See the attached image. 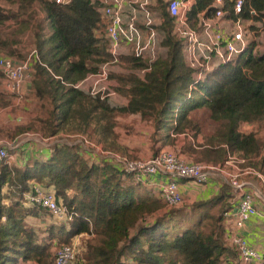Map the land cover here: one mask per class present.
I'll use <instances>...</instances> for the list:
<instances>
[{"label":"trees","instance_id":"1","mask_svg":"<svg viewBox=\"0 0 264 264\" xmlns=\"http://www.w3.org/2000/svg\"><path fill=\"white\" fill-rule=\"evenodd\" d=\"M154 1L162 17L163 53L151 63L127 57L124 66L131 71L110 73L112 91L127 100L114 106L101 92L91 95L73 87L111 60L107 19L95 3L0 0V54L23 60L28 54L24 40L30 39V51H36L39 61L27 89L42 100L43 111L13 132L0 127V138L29 131L43 137L81 134L104 150L120 153L124 148L117 142V117L138 114L142 120L151 119L157 139L165 141L171 133L192 131L197 137L200 129L192 112L204 109L218 126L203 143H188L183 151L214 165H222L230 153L264 175V138L241 129L243 124L264 123V51L255 50L264 35V0H243L239 13L234 11L236 0H223L225 17L249 21L251 40L234 60L203 71L199 78L185 59L183 40L173 32L165 0ZM216 9L213 0H194L187 25L199 29L201 19L211 18ZM43 19L51 30L48 36ZM147 67L142 77L133 72ZM2 81L0 71V108L10 105L15 95L2 89ZM49 148L45 157L33 154L21 164H0V264H53L55 251L82 235L75 264H220L229 252L222 229L224 213L233 207L228 184L218 194L192 203L189 216L197 213L195 224L170 235L165 214L180 205H168L147 190L155 192L153 187L110 161L90 160L79 144ZM33 184L53 191L72 219L59 221L45 208L28 204L24 195ZM44 215L53 219L44 228L29 224V218ZM151 216L152 222L146 221Z\"/></svg>","mask_w":264,"mask_h":264},{"label":"built area","instance_id":"2","mask_svg":"<svg viewBox=\"0 0 264 264\" xmlns=\"http://www.w3.org/2000/svg\"><path fill=\"white\" fill-rule=\"evenodd\" d=\"M53 1L57 4H67L70 0ZM91 2L97 5L98 11L107 19L106 36L111 60L101 64L96 72L87 74L73 87L91 95L101 92L105 96H111L114 94L111 89L114 85L110 78L111 65L119 61L123 51L148 63L160 56L162 31L159 25L162 23V17L154 0H91ZM165 2L169 15L173 18V32L183 40L185 59L191 67L198 70V78L203 71L234 60L250 43L249 21L225 17V12L221 9L223 0H213L217 8L215 14L211 18L201 19L199 29L187 25V11L194 0ZM242 4L243 0H236L235 13L241 11ZM36 61H39V58L35 50L23 60L2 55L0 57L2 89L10 94L19 93L24 84L31 79ZM148 68L139 70V74H144ZM24 135L32 136L31 133ZM188 137L193 138L191 134ZM74 138L73 142H68L67 139H58L56 136L40 137L42 141H48L45 147L63 142L79 144L81 150L86 155L90 154L93 161H110L125 172L134 174L136 180L153 187L157 197L168 205L183 203L179 180L187 179L197 184H207L213 178L221 176L234 194L233 207L224 213V219L230 220L234 229L242 228L254 217L264 222V210L258 209L256 205L258 199L264 203V175L251 166H242L246 163L244 158L228 153L222 165H214L188 161L168 150H161L148 158H129L117 152L104 150L102 145L84 135L78 134ZM21 144L18 137L12 140L0 139V164L14 160V153ZM162 174L167 176L166 181H154L152 178ZM245 174H253L258 178L259 187L254 188L251 182L244 180L241 176ZM24 196L28 204L45 208L58 220L69 221L73 217L64 205L57 202L53 191L40 185L33 184L31 190ZM230 243L242 264H264V254L257 251L244 236L233 233L230 235ZM76 253L74 244L63 245L55 251L53 264H75Z\"/></svg>","mask_w":264,"mask_h":264},{"label":"rangeland","instance_id":"3","mask_svg":"<svg viewBox=\"0 0 264 264\" xmlns=\"http://www.w3.org/2000/svg\"><path fill=\"white\" fill-rule=\"evenodd\" d=\"M156 8L159 9L157 5ZM42 23L46 29V36H48L51 33V30L49 29L47 20L43 19ZM24 44L26 46L24 51L25 53L28 52V54L25 56L27 57L31 52L30 49H32L33 47L30 44V39H25ZM255 50L256 52L264 51V35H262V37L258 39L257 48ZM162 53L163 50L159 48V55H162ZM1 56L2 54H0V57ZM13 97L14 99L12 100V103L10 105L0 108V127L3 129L4 132L5 130L13 132V130L17 126H22L29 123V121L33 120L34 118L41 116L43 112L41 109L42 100H40L37 96H35L33 92L30 93L28 91L27 83H25L24 86L22 87V90L19 93H16ZM109 100L110 103L114 106L125 105L123 104L124 103L123 100H118V97H116L115 95L109 96ZM168 116H169L168 125H171V120H172L171 114H168ZM192 118L194 119L195 122H197L200 129L199 133L196 135L197 137L193 138V141L188 139L189 138L188 136L189 134H192V131L188 132L187 134L185 133L186 136H184L183 133L177 134V136L176 135L172 136L171 133L170 138H167L165 141H162L157 139L158 134H156V126L151 119L143 121L138 114L123 115V116L121 115L117 117V127L115 130L118 134L117 142L125 150L123 152H120V154L126 155L129 158H139V157H132L133 155L127 152L128 151L127 148L129 149V151L131 150L132 153L139 154L141 152L142 154L144 153L143 149H145L147 146L153 151L157 150L160 152V150H168L170 152H174L177 153L178 155H181V157H183L188 161L203 162L196 160V154L187 155L183 151V149L186 146V144L191 142L192 145H198L203 143L204 137L211 135L213 131L216 130L218 123L213 121L209 117V113L204 109H198L196 111H193ZM149 127L152 130L149 129ZM241 129L243 131H251V130L256 131L261 136L260 138L262 139L264 138V123L243 124ZM88 131L91 132V129H89ZM28 133H31L32 136H25L24 134L16 136L18 137V141L22 142V144L18 148L19 150L16 151V153H19L20 155H22L23 152L27 153V151H29L31 155L36 154L33 152L35 151L34 150L35 148L48 145V141L44 142L42 141V139H40V137H43L40 132L29 131ZM55 136L58 139H63V138L65 140L67 139L68 142H73V140H75L74 138L75 135L67 136V133L64 132H59V134ZM13 138L15 137H6V136L2 137V139L4 140H12ZM90 139L93 140V138ZM126 145L132 146L134 149H130ZM154 145H156V147H154ZM10 162L14 163L15 161L11 160ZM252 180L254 182H257L259 179L252 178ZM147 190L152 192L154 196H157L152 189H147ZM190 205H191L190 203H183L180 204V206L177 209H173L175 211V212L173 211V214L172 212L171 213L166 212L165 216L168 218V220L165 225L168 226V231L170 235H172L176 231H180V230L182 231L188 227H191V224H195L197 220V213L194 212L193 215L189 216L192 213ZM153 218L154 216L147 217L146 221L152 222ZM28 220H29V224L40 229L44 228L48 222L53 221L52 217L48 215H44L40 218H29ZM83 238H85L84 235H82L81 237L76 236L71 242L76 246L77 251H82V245L84 244V241L82 240ZM55 249H56L55 245H53L52 250L55 251ZM27 264H35V263L33 261H29ZM220 264H224V262Z\"/></svg>","mask_w":264,"mask_h":264},{"label":"crops","instance_id":"4","mask_svg":"<svg viewBox=\"0 0 264 264\" xmlns=\"http://www.w3.org/2000/svg\"><path fill=\"white\" fill-rule=\"evenodd\" d=\"M130 56L131 55H129V54L125 53V51H123V54L120 56L119 61L117 63L111 65V73L131 71L130 69H128V67L124 66V62H125L124 59L127 57H130ZM133 72L136 73L139 77H142V75H143V74H141V75L139 74V70H134ZM111 80L114 82V85H115L114 79L111 78ZM113 95L118 97V100H123V102H124L123 104H126L127 100L125 98H123L120 95L115 94V93ZM130 115H137V114H130ZM143 121H146V120H143ZM149 129H151V128L149 127ZM184 136H186L185 133H184ZM190 140L193 141V138ZM35 147H37V146H35ZM127 147H129L130 149H134L132 146H127ZM154 147H156V145H154ZM49 149H50L49 147L42 146V147L35 148L34 149L35 151H33V152L38 154V155H43L45 157L48 155ZM127 150H128L127 152H129V154L133 155L132 157H139V158L140 157L148 158V157L156 154L157 152H159L157 150L153 151L150 148H148L147 146L145 149H143L144 153H142V154H141V152L139 154L132 153L131 150L129 151L128 148H127ZM29 155H31V153H29V151H27V153L23 152L22 155H20L19 153H14V160L13 161H15L14 163H16V164H21L26 160V158ZM86 157H88L90 160H92V157L90 154H87ZM242 166H244V165H242ZM241 177L244 180L251 182L253 184L254 188H258L259 182L258 181L254 182L252 180V178H256L253 174H245V175H242ZM152 178L154 179V181H159V180L166 181L167 180V176L165 174L157 175V176H154ZM178 183L180 186V191H181L182 196H183V203H190V204L194 203L195 201L204 200V199H207L211 196L218 194L220 192L222 186L224 184H227L225 179L222 178L221 176H219V178H213L207 184H197L196 182L191 181V180H187V179H181V180H179ZM256 205H257L258 209L264 210V203H262V201L260 199L256 200ZM222 229H223V240L225 242V245L230 249L229 252H227L224 256L221 257L222 263L224 262V264H242V262L239 260L237 252L233 250V246L230 243V235L233 233H238V234L244 236L248 240V242L257 251L264 254V222H263V220H261L257 217H254V218H251L249 221H247L242 228L234 229L230 220L223 219Z\"/></svg>","mask_w":264,"mask_h":264}]
</instances>
